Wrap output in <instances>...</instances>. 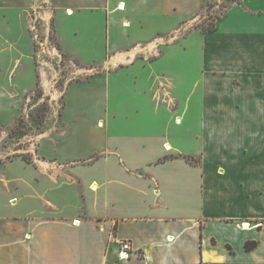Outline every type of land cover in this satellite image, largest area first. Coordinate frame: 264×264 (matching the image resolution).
<instances>
[{"label":"crops","instance_id":"obj_1","mask_svg":"<svg viewBox=\"0 0 264 264\" xmlns=\"http://www.w3.org/2000/svg\"><path fill=\"white\" fill-rule=\"evenodd\" d=\"M49 2L58 48L104 70L66 90L62 125L42 137L36 162L0 166V264H264V0L232 4L202 33L195 128L184 124L187 105L169 104L170 84L156 88L148 60L157 33L195 28L203 0L172 28L173 0ZM31 7L0 0V16ZM129 70L135 99L169 105L110 108L112 83L123 90ZM75 88L85 99L74 110ZM156 112L167 125L139 135L158 131ZM83 136L91 144H78ZM123 240L134 253L121 261Z\"/></svg>","mask_w":264,"mask_h":264},{"label":"rangeland","instance_id":"obj_2","mask_svg":"<svg viewBox=\"0 0 264 264\" xmlns=\"http://www.w3.org/2000/svg\"><path fill=\"white\" fill-rule=\"evenodd\" d=\"M49 1L30 0L32 7L29 8L27 17L24 13L13 15L11 12L7 20L0 16V62L6 64L2 66L3 75L0 76V166L6 160L21 154L30 155L33 160L42 137L46 134L54 135L62 125L61 114L65 106L66 90L72 83L89 80L104 70L100 66L82 65L58 48ZM173 1L179 6L173 12L175 17L170 20L171 28L180 21H188L194 12V0ZM240 1L203 0V8L196 18L197 24L193 30L181 29L173 35L161 32L154 38L152 51L156 52L148 60L153 64L152 80L155 81L156 88L162 81L170 84L171 96L176 100L174 103L172 99L169 103L173 108L182 109L187 105L183 116L184 124L188 127L195 128V123L199 121V94L203 76L202 33L225 9ZM4 12L6 10H1L0 15ZM181 17L183 18L179 20ZM123 71L128 72L127 69ZM129 71L130 75L124 73V79L123 72L120 74L122 79L119 80L125 84L123 90L119 89L120 84L112 83L114 93L110 99V108L126 110L124 113L130 112L131 115L137 105L147 107L150 112L155 109L164 110V106L169 105L168 101L163 105L158 100L149 99L147 103V99H135L134 87L141 84H134L136 74ZM139 73L140 76L144 74ZM83 90L87 93L96 90L98 93L99 88ZM69 95L73 101L71 108L75 110L80 104L79 99L84 96L77 88ZM150 119L158 131H140L139 135H158V128L167 125V116L161 118L157 112L150 115ZM123 122L128 127L135 126L132 117H123ZM78 125L77 120L76 127ZM138 128L135 126L133 129L139 130ZM90 142L89 138L83 136L77 143L83 146L91 144Z\"/></svg>","mask_w":264,"mask_h":264},{"label":"built area","instance_id":"obj_3","mask_svg":"<svg viewBox=\"0 0 264 264\" xmlns=\"http://www.w3.org/2000/svg\"><path fill=\"white\" fill-rule=\"evenodd\" d=\"M156 52V50H154L153 52L150 53V56L153 55ZM37 153H34L33 155V160L32 162H36L37 161ZM120 245V249L118 252V258L119 260L123 261V260H128L134 253L133 247L131 245L130 241L127 240H123L119 242Z\"/></svg>","mask_w":264,"mask_h":264},{"label":"trees","instance_id":"obj_4","mask_svg":"<svg viewBox=\"0 0 264 264\" xmlns=\"http://www.w3.org/2000/svg\"><path fill=\"white\" fill-rule=\"evenodd\" d=\"M213 25H214V23L208 29L212 28ZM18 157H21L23 160H25L28 163H32V156H30V155L21 154ZM255 246H256V242H254V241L247 242L245 244V247L248 250L254 248Z\"/></svg>","mask_w":264,"mask_h":264}]
</instances>
